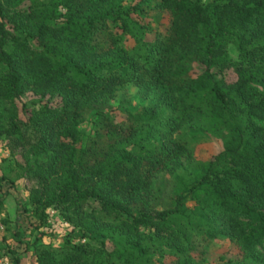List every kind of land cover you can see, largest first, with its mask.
Instances as JSON below:
<instances>
[{
	"label": "trees",
	"instance_id": "1",
	"mask_svg": "<svg viewBox=\"0 0 264 264\" xmlns=\"http://www.w3.org/2000/svg\"><path fill=\"white\" fill-rule=\"evenodd\" d=\"M149 1L0 0V139L21 158L9 181L31 182L37 226L51 208L73 232L35 244V264H204L219 237L237 251L219 263L264 264V0H158L171 19L152 37ZM126 83L147 99L137 110ZM186 127L223 147L198 158Z\"/></svg>",
	"mask_w": 264,
	"mask_h": 264
},
{
	"label": "rangeland",
	"instance_id": "2",
	"mask_svg": "<svg viewBox=\"0 0 264 264\" xmlns=\"http://www.w3.org/2000/svg\"><path fill=\"white\" fill-rule=\"evenodd\" d=\"M140 13L143 16L141 18L142 21L146 23L149 37L154 36L157 30H161L162 33L168 32L171 16L169 11L163 10L158 6V0L141 3ZM132 43L131 37L126 38L127 46ZM227 50L231 57H236V50L233 46L229 45ZM226 76L229 80L233 79L231 70L227 71ZM122 87L127 90L126 93L130 101L129 108L131 110H137L143 101H147V99H142L136 93V86L126 83ZM122 92V89L115 92L116 96L112 100L113 108H115L113 116L116 121H123L126 118L125 113L117 109L118 100ZM38 98V94L27 90L21 94L20 101L27 102L29 105H37ZM80 127L85 130L87 137L94 133L93 125L87 118L80 122ZM180 135L186 137L189 142L191 141L194 144L195 155L201 159L212 157L213 154L218 153L223 147L221 142L215 139L208 130L186 127L180 130ZM5 143V140L0 139V200L10 195V204L7 205L8 212L4 211L3 206L0 209V264L4 262L13 264L11 255H5L9 250H13L15 257L20 259L18 264H35V258L32 253L33 246L41 241L52 243L53 246H61L65 238L71 234L72 227L64 222L57 211L51 208L48 209L46 223L37 226L38 220L32 214L26 201L28 187L31 182L24 177L17 178L12 182L9 181V179L14 177L15 173L13 161L16 159L21 161V158L19 156L10 157L7 148H5ZM5 174L7 179L4 178ZM70 238L73 242L84 240V238H80L76 234H72ZM206 247L210 253L204 264H223L215 259V255L227 248H230L234 255L237 253L231 247L230 241L222 237L210 240Z\"/></svg>",
	"mask_w": 264,
	"mask_h": 264
},
{
	"label": "crops",
	"instance_id": "3",
	"mask_svg": "<svg viewBox=\"0 0 264 264\" xmlns=\"http://www.w3.org/2000/svg\"><path fill=\"white\" fill-rule=\"evenodd\" d=\"M9 199H10V195L5 196L4 199L1 200L3 202V207H4V211L5 212L9 211L8 208H7L8 207L7 205L10 204Z\"/></svg>",
	"mask_w": 264,
	"mask_h": 264
},
{
	"label": "built area",
	"instance_id": "4",
	"mask_svg": "<svg viewBox=\"0 0 264 264\" xmlns=\"http://www.w3.org/2000/svg\"><path fill=\"white\" fill-rule=\"evenodd\" d=\"M3 264H7V262H4Z\"/></svg>",
	"mask_w": 264,
	"mask_h": 264
}]
</instances>
